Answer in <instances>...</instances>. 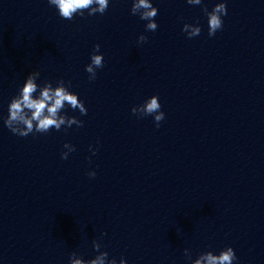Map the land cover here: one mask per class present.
Returning a JSON list of instances; mask_svg holds the SVG:
<instances>
[{"label": "water", "instance_id": "obj_1", "mask_svg": "<svg viewBox=\"0 0 264 264\" xmlns=\"http://www.w3.org/2000/svg\"><path fill=\"white\" fill-rule=\"evenodd\" d=\"M153 2L159 27L146 32L131 0L71 21L47 0H0V116L34 70L71 81L88 109L69 113L84 125L66 133L19 137L0 120V264L87 260L94 239L128 264L226 246L239 264H264V0H227L211 38L200 6ZM197 20L189 39L183 24ZM95 44L104 66L89 81ZM153 94L159 128L131 112ZM65 142L76 148L66 160Z\"/></svg>", "mask_w": 264, "mask_h": 264}, {"label": "clouds", "instance_id": "obj_2", "mask_svg": "<svg viewBox=\"0 0 264 264\" xmlns=\"http://www.w3.org/2000/svg\"><path fill=\"white\" fill-rule=\"evenodd\" d=\"M188 5L200 6L207 18L208 36L211 38L223 29V17L227 16V0H218L211 10L208 9L204 0H186ZM50 7H54L58 16L65 20H73L76 17H91L96 14L103 15L109 8L112 0H47ZM159 9L153 0H131L130 13L145 21V31L155 32L159 25L156 21ZM192 39L198 37L202 32L199 20L195 23L183 24L181 29ZM148 37L141 33L137 38V44H143ZM100 44H95L90 53V62L85 65L89 81H94L98 69L104 66V54L100 51ZM39 70L31 71L24 77L22 84L17 87L16 93L11 97L7 105V114L0 116L3 126L12 134L19 137H27L30 134H47L50 131H61L65 133L75 125L83 127L84 121L70 112H79L80 116L87 114L85 102L79 94L72 90L71 81L64 79L41 80ZM133 115L137 118L152 116L157 128L165 119L160 98L153 94L147 97L141 104L131 108ZM61 159H68L69 154L76 151L75 145L65 142ZM97 148L89 145V151L95 155ZM90 159V158H89ZM90 178L96 176V171L87 173ZM103 233L101 234V236ZM99 239L92 241V248L96 255L90 259H84L76 252H72L68 258V264H128L127 259L121 256L119 260L115 257L109 258L107 251H101ZM185 264H239V258L232 246H226L215 252L213 250L203 251L194 259L189 248L183 250Z\"/></svg>", "mask_w": 264, "mask_h": 264}]
</instances>
